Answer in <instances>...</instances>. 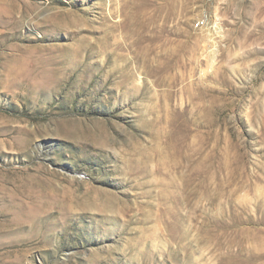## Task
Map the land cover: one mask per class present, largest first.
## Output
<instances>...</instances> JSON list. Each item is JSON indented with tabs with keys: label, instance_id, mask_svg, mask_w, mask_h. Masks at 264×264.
<instances>
[{
	"label": "rangeland",
	"instance_id": "374dc122",
	"mask_svg": "<svg viewBox=\"0 0 264 264\" xmlns=\"http://www.w3.org/2000/svg\"><path fill=\"white\" fill-rule=\"evenodd\" d=\"M0 264H264V0H0Z\"/></svg>",
	"mask_w": 264,
	"mask_h": 264
}]
</instances>
